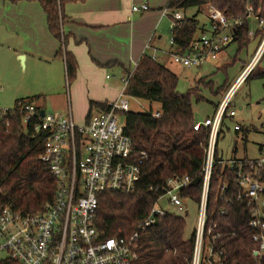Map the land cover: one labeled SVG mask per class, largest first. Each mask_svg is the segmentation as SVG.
Instances as JSON below:
<instances>
[{
	"label": "built area",
	"instance_id": "1",
	"mask_svg": "<svg viewBox=\"0 0 264 264\" xmlns=\"http://www.w3.org/2000/svg\"><path fill=\"white\" fill-rule=\"evenodd\" d=\"M168 2L169 0H163ZM148 3L133 5L132 13H146ZM209 27L182 52L167 53L172 64L183 69H199L218 59L220 53L233 41L235 31L242 27V20L229 21L212 6H207ZM168 13L165 7L164 13ZM246 18H254L263 35L246 68L231 85L220 101L212 118L196 122L194 131L208 129L204 165L201 176V194L197 206L196 226L193 233V250L190 264H227L216 241L222 238L217 223L206 216V206L212 168L215 164L228 170V178L220 187L224 200L235 201L248 209V227L251 240L256 244L252 251L255 264H264V147L256 160H219L214 162L218 135L224 118H233L229 110L237 88L245 81L252 69L264 55V19L254 15L252 6H247ZM179 12L172 14L171 29L175 20H181ZM248 31V36L252 37ZM169 44L174 47L173 38ZM158 53L151 55L158 61ZM133 72L122 80L123 92L108 105L106 111H94L83 124H77L68 107L65 114H46L33 103H24L19 108L21 124L30 127L43 140L40 161L46 165L55 179L54 200L41 212L20 216L11 208L0 207V254L18 264H134L138 234L125 238L100 239L94 226L98 208V196L104 192L123 195L133 194L141 179V171L133 155L131 139L124 132L123 113L128 112L124 98ZM8 110L0 111V120ZM159 112L152 113L159 118ZM235 131L240 127L236 125ZM187 176L167 179L160 188L151 191L159 195L148 215L137 226L144 232L155 221L165 216L166 207L188 213L183 208L182 191L190 186ZM225 195V196H224ZM192 203V202H190ZM225 216L226 211H221ZM175 215V214H174Z\"/></svg>",
	"mask_w": 264,
	"mask_h": 264
},
{
	"label": "trees",
	"instance_id": "2",
	"mask_svg": "<svg viewBox=\"0 0 264 264\" xmlns=\"http://www.w3.org/2000/svg\"><path fill=\"white\" fill-rule=\"evenodd\" d=\"M5 1L12 4L20 1L38 2L46 15L49 32L61 41L62 6L68 2L84 0ZM249 5L255 16L264 19V0H169L165 7L171 13V20L173 13L184 14L188 9H196V14L191 18L183 16L181 20L174 21L175 28L171 31L174 47L182 52L190 47L197 34L203 31L204 25L199 23L197 15L204 7L212 6L229 21H243L242 27L235 31L233 43L237 44L238 51L246 48L249 41L246 9ZM262 35L263 29L257 31L255 38L258 39V44ZM65 68L68 77L76 69V63L68 53L65 54ZM255 69L256 67L245 80L251 77ZM256 77L264 78V71L257 73ZM177 83L178 77L164 65L153 61L149 55L141 56L124 94L160 107L159 118H153L151 110L145 114L129 111L122 114L124 132L131 139L141 179L133 194L104 192L98 196L94 226L99 238L127 239L137 233L134 264L191 263L193 235L189 239L184 238L185 222L181 217L167 213L144 232L137 230L159 195L150 188H160L169 178L187 176L192 182L199 179L196 186L190 184L182 191V196L195 205L200 200L208 129L201 127L198 131L193 130L196 121L192 100L194 98L199 102L202 98L196 88L185 94L177 93ZM36 100L38 97L17 101L15 107L8 110L3 120H0V207L11 208L20 216L41 212L46 204L54 200L56 192L55 179L40 161L43 151L42 136L21 124L19 108L24 103ZM218 105L215 106L214 113ZM107 109L106 104L90 103L87 118L94 110ZM219 160L221 159L215 152L214 162ZM224 178H228V183L231 184L230 172L215 164L206 206L208 220L216 222L217 231L222 234L215 246L220 248L227 264H255L252 251L256 244L251 240L252 231L248 227V209L243 204L235 201L229 204L224 200V193L220 191ZM221 211H226L227 214L223 216ZM0 264L18 263L5 259Z\"/></svg>",
	"mask_w": 264,
	"mask_h": 264
},
{
	"label": "crops",
	"instance_id": "3",
	"mask_svg": "<svg viewBox=\"0 0 264 264\" xmlns=\"http://www.w3.org/2000/svg\"><path fill=\"white\" fill-rule=\"evenodd\" d=\"M142 3H148V12H131L133 5ZM61 11L62 40L58 41L49 32L46 15L38 2L20 1L12 4L0 0V91L6 89L12 63L17 60H21L25 66L28 63L43 64L46 69L47 85L44 84L43 90L37 92V95L14 100L13 108L19 100L38 97L33 103L36 107L38 102L42 103L40 109L43 113L65 114L70 107L73 120L80 125L87 119L90 103L109 105L119 98L123 92L122 80L135 70L144 54L151 56L156 51L159 59L157 62L167 69L169 65H174L167 53L179 49L169 44L172 29L164 20H169L171 13H164L163 0H84L65 3ZM248 22L249 31L253 34L252 37L247 34L248 45L253 42L256 48L258 39L255 35L260 28L254 18H249ZM208 27L209 22L196 38ZM166 28L170 32L167 42L163 41ZM231 44L220 53L219 58ZM66 53L76 63L71 77H68L65 68ZM225 55L221 62L226 58ZM107 68L115 69L119 79L110 80L106 75ZM262 147L264 145L259 146L258 154ZM245 159L256 160L247 157L239 160Z\"/></svg>",
	"mask_w": 264,
	"mask_h": 264
},
{
	"label": "rangeland",
	"instance_id": "4",
	"mask_svg": "<svg viewBox=\"0 0 264 264\" xmlns=\"http://www.w3.org/2000/svg\"><path fill=\"white\" fill-rule=\"evenodd\" d=\"M206 11L207 6L197 15L200 24L206 25L208 22ZM181 14L186 18H191L196 14V9H188L184 14ZM164 21L170 27L172 20L165 18ZM166 31L163 41L167 42L170 39V32L167 28ZM255 45L251 42L247 48L238 51L237 44L233 43L226 50V55L222 54L226 57L222 62L220 61L222 56L220 58L218 56V61L211 62L198 70H186L177 65H169L168 69L178 77L177 93L185 94L196 88L199 97L202 98L199 102H196L194 98L192 100L193 116L196 122H202L206 117H213L215 106L220 103L244 66L249 63L256 50ZM255 67L251 77L243 82L234 93L228 111L233 110L235 116L223 120L216 147V153L220 159H242L244 157L258 159V148L264 145V78L256 77L257 73L264 71V55ZM45 70L43 64L33 63L31 65L28 63L25 66L21 60L12 63L7 87L0 91V111L12 109L16 99L39 94L37 92L43 90L44 84L47 85ZM106 75L110 80L119 79L115 69L107 68ZM203 77L205 79H202ZM106 83L110 84L111 81ZM63 92L65 93V89ZM124 98L128 102L129 112L145 114L150 110L152 113L160 110L157 104H150L125 95ZM37 106L41 108L43 104L38 102ZM234 125H239L241 130L235 132ZM234 143H236V150H234ZM183 204V208L188 211L187 214L177 212L170 207H166L165 210L184 220V238L189 239L196 226L197 206L188 201H184ZM5 256L1 253L0 259Z\"/></svg>",
	"mask_w": 264,
	"mask_h": 264
},
{
	"label": "water",
	"instance_id": "5",
	"mask_svg": "<svg viewBox=\"0 0 264 264\" xmlns=\"http://www.w3.org/2000/svg\"><path fill=\"white\" fill-rule=\"evenodd\" d=\"M43 114V112L41 113ZM199 183V179H195L192 183L191 186H196Z\"/></svg>",
	"mask_w": 264,
	"mask_h": 264
}]
</instances>
